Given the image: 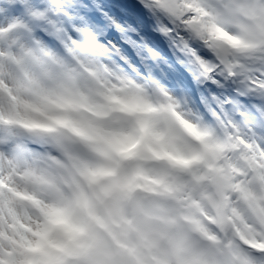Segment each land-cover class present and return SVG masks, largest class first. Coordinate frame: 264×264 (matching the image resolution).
Instances as JSON below:
<instances>
[{
  "label": "rangeland",
  "instance_id": "374dc122",
  "mask_svg": "<svg viewBox=\"0 0 264 264\" xmlns=\"http://www.w3.org/2000/svg\"><path fill=\"white\" fill-rule=\"evenodd\" d=\"M35 1L0 0V264H264V0H169L238 97L219 113ZM45 197L67 228L33 247L17 225Z\"/></svg>",
  "mask_w": 264,
  "mask_h": 264
},
{
  "label": "snow or ice",
  "instance_id": "6c2138e0",
  "mask_svg": "<svg viewBox=\"0 0 264 264\" xmlns=\"http://www.w3.org/2000/svg\"><path fill=\"white\" fill-rule=\"evenodd\" d=\"M193 0H188L191 7ZM64 21L69 35L104 41L114 61L131 66L145 77H155L176 93L217 113L237 102L222 65L204 43L187 29L169 0L145 4H107L101 0H73ZM112 25H115L113 27ZM73 26L76 30H73Z\"/></svg>",
  "mask_w": 264,
  "mask_h": 264
},
{
  "label": "clouds",
  "instance_id": "9594fccd",
  "mask_svg": "<svg viewBox=\"0 0 264 264\" xmlns=\"http://www.w3.org/2000/svg\"><path fill=\"white\" fill-rule=\"evenodd\" d=\"M104 43L103 40L100 41ZM199 106V105H196ZM178 113L187 118L184 113ZM28 215H21L17 225L21 232L31 237V245L34 247L37 242L45 240L49 235H55L62 229L67 228L64 214L49 206L48 198L40 206H32L27 209Z\"/></svg>",
  "mask_w": 264,
  "mask_h": 264
},
{
  "label": "water",
  "instance_id": "95a60500",
  "mask_svg": "<svg viewBox=\"0 0 264 264\" xmlns=\"http://www.w3.org/2000/svg\"><path fill=\"white\" fill-rule=\"evenodd\" d=\"M234 149V148H232ZM174 174H182L183 171L174 169L173 170ZM213 185L216 187L218 191V195L221 201V212L223 213L226 210V201H225V196H224V191H229L231 186H230V176L228 174L227 178H223L219 176L218 174H214L213 176Z\"/></svg>",
  "mask_w": 264,
  "mask_h": 264
},
{
  "label": "trees",
  "instance_id": "16d2710c",
  "mask_svg": "<svg viewBox=\"0 0 264 264\" xmlns=\"http://www.w3.org/2000/svg\"><path fill=\"white\" fill-rule=\"evenodd\" d=\"M22 3H24L25 5H26V7L28 8V11L29 12H31L34 8H33V5H31V4H29V3H27V0H20ZM29 1H31V2H35V5L37 4V1H34V0H29ZM106 1L107 2H109V1H113V3H117V4H125V0H101V2H105L106 3ZM129 1V0H128ZM39 8H37V9H40V8H42L43 9V7H40V6H38ZM17 256V255H16ZM6 261H7V258H5L4 259V261H3V263L2 264H5L6 263ZM20 262H17V263H15V264H19ZM12 264V263H11Z\"/></svg>",
  "mask_w": 264,
  "mask_h": 264
}]
</instances>
